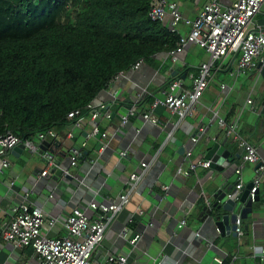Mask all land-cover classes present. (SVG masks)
<instances>
[{"label": "crops", "instance_id": "1", "mask_svg": "<svg viewBox=\"0 0 264 264\" xmlns=\"http://www.w3.org/2000/svg\"><path fill=\"white\" fill-rule=\"evenodd\" d=\"M167 1L177 4L184 18L177 30L180 35H186L191 30L186 21L193 22L199 11L212 0ZM218 1L227 7L236 0ZM254 21L264 24V5ZM170 22L169 16L161 22L168 31ZM197 49L203 52H197ZM208 59L204 49L187 44L175 63L169 53H162L154 62H141L138 68L121 73L98 95L93 105H107L111 115L128 100L135 108L133 121L122 124L116 117L107 118L102 114L95 121L104 128L106 139L92 134L93 122L88 117L80 128L69 125L63 132L56 133V138L47 142L58 143L60 149L47 150L53 168L45 177L39 176L45 169L40 153H32L26 148L16 155L10 152V166L0 175V231L8 221L9 208L24 200L42 208L45 219L56 220L58 230L48 234L43 230V233L61 237L65 234L62 223L73 209H86L90 202L106 204L117 200L119 194L126 191L130 174H140L144 170L141 164L146 163L148 166L128 204L112 220L102 244L93 255L98 264H106V255L119 254L127 255L128 264H217L215 258H222L224 264H264V176L259 188L263 207L259 210L260 216L255 220L249 215L247 220L241 221V236H220L213 222L205 219L206 211L203 210L214 204L216 193L229 194L230 187L235 189L238 182L236 168L240 167L242 186L252 185L255 166L241 160L238 146L229 138L224 143L229 161L222 171L200 167L188 177L176 173L178 167L186 168L189 161L203 159L213 143L226 139L218 126V118L235 122L239 132L256 146L264 162V78L261 73L251 70L236 75V60H225L219 69L212 70L209 87L192 115L187 116L177 129L173 130L176 116L160 106L152 113L158 124L142 118L150 105L146 101L148 97L151 101L162 99L163 89L174 79H180L183 86L189 88L192 76ZM114 96L116 102L111 104ZM248 100L252 105L247 104ZM200 130L202 136L198 142L191 143V137ZM170 132L186 152L191 151L189 159L179 154L178 146L167 139ZM68 133L72 137H68ZM84 142L86 145L82 149ZM103 144L106 146L100 151ZM71 148L82 151L75 166L70 164ZM121 152L126 155L121 156ZM90 158L95 159L93 164H89ZM10 184L14 193L9 192V196ZM25 194H28L26 199ZM86 213L92 215L89 209ZM182 220L185 225L179 228ZM125 228L129 229L126 239L120 236ZM136 234L141 238L133 247L128 237ZM35 259L31 248L17 250L0 241V264H36Z\"/></svg>", "mask_w": 264, "mask_h": 264}, {"label": "trees", "instance_id": "2", "mask_svg": "<svg viewBox=\"0 0 264 264\" xmlns=\"http://www.w3.org/2000/svg\"><path fill=\"white\" fill-rule=\"evenodd\" d=\"M157 0H0V135L63 132L121 73L174 50ZM152 103L148 97L146 100ZM50 143L46 149H60ZM54 150V151H55ZM85 156V155H83Z\"/></svg>", "mask_w": 264, "mask_h": 264}, {"label": "built area", "instance_id": "3", "mask_svg": "<svg viewBox=\"0 0 264 264\" xmlns=\"http://www.w3.org/2000/svg\"><path fill=\"white\" fill-rule=\"evenodd\" d=\"M263 5L264 0H236L231 5L223 7L218 0H212L199 11L193 22L186 21L191 26L189 34L180 35L177 26L184 18L178 11L177 4L167 0H157V5L148 12L149 19L155 22H163L169 16L171 20L169 31L179 36L175 49L169 52L171 61L173 63L178 61V55L183 52L187 44H193L204 49L209 59L202 63L197 69L196 75L192 76L189 88L184 87L180 79L170 81L163 89V98L154 99L142 118L152 124H158L152 113L160 106L176 116L173 130L177 129L187 116L192 115L195 106L209 87L212 81V70L219 69L225 60H236L234 68L236 75L245 74L251 70H256L260 74L264 67V24L255 22L254 18ZM140 63L138 62L132 68H138ZM221 88L223 89L224 86L222 85ZM114 102H116V96L111 100V104ZM247 104L252 105V101L248 100ZM107 107L101 103L97 106H94L93 103L88 104L87 113L82 114L79 110L72 111L68 114V119H74L72 126L80 128L82 122L88 117L93 122L92 134L96 135L98 125L95 120L102 114L107 118L110 117L106 111ZM129 116H135V108L131 107ZM121 122L126 124L128 121L124 117ZM217 123L222 129L224 137L231 139L241 150V160L255 166V178L249 192V198L253 201L264 176V162L261 160L256 146L239 132L235 122H226L224 119L218 118ZM201 136L200 130L198 134L191 137V143L196 144ZM68 137H72V134L68 133ZM171 137L172 132L168 134L167 139ZM55 138L54 130L38 133L33 140H22L9 131L0 135V175L4 174V171L10 166L9 155L12 149L23 145L32 153H40L41 158L45 161V169L39 176L45 177L48 171L53 168V160L47 149H41L40 146L48 139ZM101 138L106 139V134H102ZM85 145V142L82 143V149ZM105 146V144L100 146V151ZM81 155V150L70 149L71 166L77 164ZM120 155L125 156L126 152H121ZM190 156L191 151L188 150L185 157L189 159ZM94 161L95 159L90 158L89 164H93ZM141 166L144 170L140 174H130L127 182L128 187L126 191L119 194L117 200L106 204L90 202L86 209H73L62 223L65 234L61 237L47 235L50 231L58 229L54 218L45 219L42 208L31 206L24 200L12 205L9 208L8 221L0 231V241L11 244L17 250L26 247L31 248L36 258V264H98L93 259V255L102 244L105 232L112 220L128 204L130 195L135 191L148 164L142 163ZM209 166L210 161L204 159L189 161L186 168L178 167L176 173L188 177L197 168L208 169ZM235 174L238 179L235 188L239 190L242 188L240 167L235 169ZM163 189L166 191L168 188L165 186ZM9 192L14 193L12 184L8 187V195ZM27 196L28 194H25L24 198L26 199ZM88 209L92 212L91 216L86 213ZM184 213L186 214L187 211L185 210ZM236 224V234L241 236L243 234L241 221L238 219ZM184 225L185 220H182L179 228ZM43 230L47 234L43 233ZM128 231L129 229L125 228L120 236L126 239ZM140 238V235L136 234L128 237V242L134 247ZM214 261L217 264H224L222 258H215ZM105 263L128 264V257L125 254L106 255Z\"/></svg>", "mask_w": 264, "mask_h": 264}, {"label": "water", "instance_id": "4", "mask_svg": "<svg viewBox=\"0 0 264 264\" xmlns=\"http://www.w3.org/2000/svg\"><path fill=\"white\" fill-rule=\"evenodd\" d=\"M261 76L264 78V67L261 71ZM126 105L121 106L117 113H112L111 118L116 117L119 120H122L124 117L128 122L133 121V116H129V111L131 105L129 101H126ZM108 111V108L106 109ZM109 112V111H108ZM104 134V128L98 126V132L96 134L97 138H101V135ZM227 138L224 139L221 143L215 142L212 144L211 148L207 150L204 155V160L210 161L209 168L215 171H222L225 164H228L229 161V152L224 149V143ZM170 141L175 143L178 146V153L185 155L186 150L181 143L178 142L174 137L170 138ZM209 140H207V144ZM48 142H43L40 146L41 149H44L48 146ZM25 149L23 145H19L12 149L11 154L16 155V152ZM252 185L240 188L239 190L229 188L231 191L229 194L226 192H219L213 195L215 202L212 206H206L203 208L206 211V220L208 222H213L217 232L220 236H229L236 238L237 229V220L240 221L247 220L249 215L257 220L260 216L259 210L262 209L260 201L259 189L255 193L254 200L251 201L249 198V192ZM256 209L257 211H254ZM252 221H249L251 223ZM244 230H247V227L244 226Z\"/></svg>", "mask_w": 264, "mask_h": 264}, {"label": "rangeland", "instance_id": "5", "mask_svg": "<svg viewBox=\"0 0 264 264\" xmlns=\"http://www.w3.org/2000/svg\"><path fill=\"white\" fill-rule=\"evenodd\" d=\"M197 52H203V50H201V49H197Z\"/></svg>", "mask_w": 264, "mask_h": 264}]
</instances>
